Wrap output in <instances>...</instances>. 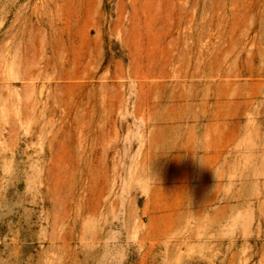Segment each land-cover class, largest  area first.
<instances>
[{
  "label": "rangeland",
  "instance_id": "obj_1",
  "mask_svg": "<svg viewBox=\"0 0 264 264\" xmlns=\"http://www.w3.org/2000/svg\"><path fill=\"white\" fill-rule=\"evenodd\" d=\"M0 264H264V0H0Z\"/></svg>",
  "mask_w": 264,
  "mask_h": 264
}]
</instances>
